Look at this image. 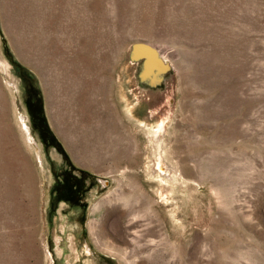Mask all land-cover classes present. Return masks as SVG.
I'll use <instances>...</instances> for the list:
<instances>
[{
  "label": "rangeland",
  "instance_id": "obj_1",
  "mask_svg": "<svg viewBox=\"0 0 264 264\" xmlns=\"http://www.w3.org/2000/svg\"><path fill=\"white\" fill-rule=\"evenodd\" d=\"M0 264H264V0H0Z\"/></svg>",
  "mask_w": 264,
  "mask_h": 264
},
{
  "label": "water",
  "instance_id": "obj_2",
  "mask_svg": "<svg viewBox=\"0 0 264 264\" xmlns=\"http://www.w3.org/2000/svg\"><path fill=\"white\" fill-rule=\"evenodd\" d=\"M131 57L133 59L144 57V61L148 67L147 70H164L167 67V64L157 54L155 47L148 41H137L133 43ZM104 182L105 184L107 183L106 180Z\"/></svg>",
  "mask_w": 264,
  "mask_h": 264
},
{
  "label": "bare ground",
  "instance_id": "obj_3",
  "mask_svg": "<svg viewBox=\"0 0 264 264\" xmlns=\"http://www.w3.org/2000/svg\"><path fill=\"white\" fill-rule=\"evenodd\" d=\"M158 166H159V165H158ZM160 166H161V165H160ZM165 168H166V167H165ZM159 169L161 170V168H160V167H159ZM172 170H173V169H172ZM172 170H171V171H172ZM173 171H174V170H173ZM166 172H167V171H166ZM167 173H168V172H167ZM165 175H166V174H165ZM169 177H170V176H169ZM163 180H164V179H163Z\"/></svg>",
  "mask_w": 264,
  "mask_h": 264
}]
</instances>
